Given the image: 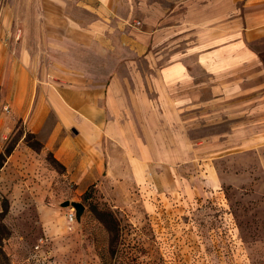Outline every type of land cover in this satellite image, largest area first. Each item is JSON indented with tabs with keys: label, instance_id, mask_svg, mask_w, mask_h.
Wrapping results in <instances>:
<instances>
[{
	"label": "crops",
	"instance_id": "obj_1",
	"mask_svg": "<svg viewBox=\"0 0 264 264\" xmlns=\"http://www.w3.org/2000/svg\"><path fill=\"white\" fill-rule=\"evenodd\" d=\"M17 8L50 12L32 29L21 22L20 34L8 29L0 49V203L29 225L16 233L40 231L51 248L65 233L59 204L70 197L62 196L114 185L119 170L134 184L168 162L158 154L187 153L204 107L214 120L244 121L239 131L250 136L253 94L264 91L253 86L264 72V0H21Z\"/></svg>",
	"mask_w": 264,
	"mask_h": 264
},
{
	"label": "rangeland",
	"instance_id": "obj_2",
	"mask_svg": "<svg viewBox=\"0 0 264 264\" xmlns=\"http://www.w3.org/2000/svg\"><path fill=\"white\" fill-rule=\"evenodd\" d=\"M20 2L0 0L1 50L8 29L20 34L21 22L32 29L50 12L17 8ZM261 84L264 72H254L253 86ZM253 96L250 136L239 131L244 121L214 120L204 107L187 153L158 154L168 162L142 170L134 184L119 170L114 185L73 187L62 198L85 205L81 222L70 230L69 207L59 204L65 233L44 264H264V91ZM0 208V264H40L28 258L43 233H16L28 220L6 217L9 201Z\"/></svg>",
	"mask_w": 264,
	"mask_h": 264
},
{
	"label": "built area",
	"instance_id": "obj_3",
	"mask_svg": "<svg viewBox=\"0 0 264 264\" xmlns=\"http://www.w3.org/2000/svg\"><path fill=\"white\" fill-rule=\"evenodd\" d=\"M4 110L9 112L10 108L8 106H5ZM66 217L68 228L70 230L74 229V226L77 223L76 210L72 207H69L66 213ZM50 253L51 251L49 250V238L48 236L43 234L42 236L38 237L37 241L34 243L32 257L37 258L35 260H37L38 263L44 264L46 261H48V259L51 258Z\"/></svg>",
	"mask_w": 264,
	"mask_h": 264
},
{
	"label": "water",
	"instance_id": "obj_4",
	"mask_svg": "<svg viewBox=\"0 0 264 264\" xmlns=\"http://www.w3.org/2000/svg\"><path fill=\"white\" fill-rule=\"evenodd\" d=\"M60 205L74 208L76 210L77 222H81V218L85 210V205L82 202L66 200L61 202Z\"/></svg>",
	"mask_w": 264,
	"mask_h": 264
},
{
	"label": "trees",
	"instance_id": "obj_5",
	"mask_svg": "<svg viewBox=\"0 0 264 264\" xmlns=\"http://www.w3.org/2000/svg\"><path fill=\"white\" fill-rule=\"evenodd\" d=\"M94 185H95V184H94ZM91 186H92V185H91ZM86 191H87V190H86ZM95 210L98 212V214H100V216H101L100 218H102V220H105V219L103 218V216H104L105 213H103L102 211H99L97 207L95 208ZM30 254H31V255H30V258H29V259H30L31 261L37 259V258H33V257H32V256H33V246H32V253H30ZM31 258H33V259H31ZM35 262L38 263L37 260H35Z\"/></svg>",
	"mask_w": 264,
	"mask_h": 264
}]
</instances>
